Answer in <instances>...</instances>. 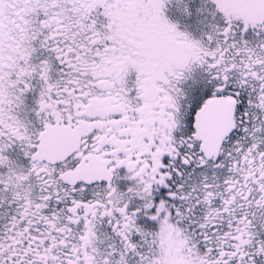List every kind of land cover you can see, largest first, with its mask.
Returning <instances> with one entry per match:
<instances>
[{
	"label": "flooded vegetation",
	"instance_id": "flooded-vegetation-1",
	"mask_svg": "<svg viewBox=\"0 0 264 264\" xmlns=\"http://www.w3.org/2000/svg\"><path fill=\"white\" fill-rule=\"evenodd\" d=\"M87 1L55 4L70 18L74 15L73 20L89 13L105 21V6L88 12ZM219 1L224 13L217 11L216 20L222 15L223 22L229 15L249 30L264 28V22L234 17L224 0ZM167 3L169 23H177L178 9L217 8L210 0ZM114 4L117 35L110 46L117 57L104 59L98 73L89 72L84 87L76 90L74 81L64 85L57 102L66 104L69 117L35 119L34 97L41 95L43 82L34 71L35 80L30 73L20 92L0 87V133L4 130L10 140L0 150V264H173L178 239L191 250L190 264L208 250L212 254L198 264H245L249 256L252 264H264V45L257 50L264 37L248 42L254 51L241 61L243 77L249 79L243 84L257 83L256 91L248 88L238 95L221 87L214 90L209 73L202 75L200 66L189 65L193 47L181 27L137 30L132 15L138 13L124 0ZM53 10L59 12L56 6ZM26 11L33 29L39 30L41 14ZM54 21L59 24L50 38L66 26ZM229 35L231 42L240 39L230 34L228 25L215 37ZM41 38L32 39L31 63L37 69L49 64L39 77L54 82L44 54L53 50L39 47ZM7 42H0V53L24 62L23 51ZM14 97L20 98L21 118L13 123L1 108L8 109ZM213 100L222 102L223 113L231 112L233 126L217 154L209 157L201 151L194 122ZM56 129L63 132L65 148L74 149H63L62 160L38 153L41 136ZM80 164H92L95 181L62 179ZM5 180L8 189L2 188Z\"/></svg>",
	"mask_w": 264,
	"mask_h": 264
},
{
	"label": "rangeland",
	"instance_id": "rangeland-1",
	"mask_svg": "<svg viewBox=\"0 0 264 264\" xmlns=\"http://www.w3.org/2000/svg\"><path fill=\"white\" fill-rule=\"evenodd\" d=\"M57 1L58 0H0V42L7 40L9 46L16 47L17 50L23 51V55L25 56V61L21 62L19 59H16L12 53L9 55L0 53V58H2L0 61H3V64L0 62V87L2 88L5 85H9L11 91L20 92L22 86H27V78L29 74L34 71L36 79L39 81L42 79L43 83H41V95H38L37 99L34 97L36 103H33L32 114L39 116L37 118L35 117V119L39 118L43 121L47 120L48 117L54 118V116L60 117L61 120L69 117L66 104L57 102L58 99L60 100L61 96H63L60 91L64 85L68 86L70 81H74L76 90L84 87L83 83L87 81L89 72L98 73L99 69L104 66L102 63L104 59H113L117 57L118 54V52L113 51L110 46L111 42L115 39V35H117L115 29H117L118 22L113 19L116 16L115 11H113L115 0H79L80 2L87 1L85 9L89 10L88 12L93 11L95 6H105V11L103 13L106 19L105 21L99 20L96 15H89V13H81L80 16H77V18L73 20L74 15H71L70 18L64 11V7L55 4ZM124 1L128 3V6H130L133 11L138 13V16L132 15L133 18L138 20L135 25L137 30H142L144 32H150L152 29L156 31H168L169 29L176 30L175 26L178 25V31H180L179 27H181L187 41L193 47L189 65L195 67L200 66L199 73L202 75H204L205 72L209 73L208 78L209 81L212 82L213 88H215L214 90L221 87L228 91H233L238 95H241V93L248 88H252V91H256L255 89H257L258 86L257 83H250L248 87L243 84L245 81L247 83L249 79L243 77L245 71H243L241 67L243 65L242 62L245 60L244 57L252 54L254 51L253 47H248V42L252 41L251 39L255 38L254 36H257L258 41H262L263 39L260 35L264 37V28L249 30L248 26L240 24L229 17V15H224L223 22L221 19L222 15H220V19L216 20V16H218L217 11L222 14L224 13L219 0H210L216 4L217 8L212 6L209 8L207 6L204 9L182 10L181 13L178 12L181 9H178L177 23H169V16H166L165 13L166 3L175 0ZM179 1L188 3L189 0ZM55 6L58 8L59 12L53 10ZM197 7H199V5ZM26 9H29L30 14L34 17H38L39 13L41 14L36 20L40 25L39 30L33 29L31 21L26 17ZM16 10H20L21 13L18 15ZM85 12L87 13V11ZM48 19H51V21ZM54 20H58V22L64 21L66 26L65 28L59 29L58 33L56 32V37L50 38L51 34L55 33L53 30L55 24H59L55 23ZM17 23L18 25L16 27ZM225 25L230 27V34L231 32L235 33L236 35L234 36H239L240 39L231 42V35L223 38L218 36L215 37V35L222 33ZM71 27L74 29L77 28V30L73 31L74 29ZM210 29L212 30L210 31ZM73 33L76 34L73 35ZM40 34L42 38L39 41V47L48 46L47 48L53 50V53L51 51L44 54L51 62L50 80H54V82H49L44 77H39L40 74L43 75V73L46 74L48 72L46 69H49V64L43 63V65L39 66L38 70L32 66L35 64L31 63V50L33 49L32 39ZM100 34H103V36ZM22 35H26V37L22 38ZM106 41L108 44H106ZM139 41L140 40H134L133 43L139 44ZM261 45L264 44L259 42L257 50H259ZM79 46L82 48L78 50ZM47 48H43L42 51ZM246 48L249 49V53H245L243 50ZM261 49L264 51V48ZM142 52L143 51H138L137 53ZM44 58L43 55V60L41 62H44ZM7 68L9 69L6 70ZM227 69L232 70V72H227ZM252 72H254V70ZM12 74L15 76H12ZM34 74L32 73V81L35 80ZM222 77H227L228 80L222 81ZM23 90L25 89H22V91ZM19 99L16 97L11 98L8 100L9 108H1L4 118L11 119L13 123L15 120L21 118L17 113L21 107V103H18ZM252 104L254 105L255 103L252 102ZM39 105H42L43 108H39ZM14 138L16 137L14 136ZM9 141L7 133L2 130L0 133V150L4 149L2 146H9ZM201 175L202 174L199 173V176ZM9 187L8 182L5 180V185H3L2 188L8 189ZM8 199L11 203L12 200L10 197ZM3 210L4 209L1 207L0 232L3 227V221L1 220ZM8 215L9 213H7V216ZM3 244L4 242H2L1 239L0 248L3 247ZM209 252L211 253L212 251H205L202 256H199L200 254L194 256L195 263L198 264L204 261L205 256ZM189 253H191V250L187 249L186 241L178 239V244L174 245V250L172 251L171 261L173 264H190L191 261L187 260ZM247 258H249V260H245L244 263L252 264V260H250L251 257L249 256Z\"/></svg>",
	"mask_w": 264,
	"mask_h": 264
},
{
	"label": "water",
	"instance_id": "water-1",
	"mask_svg": "<svg viewBox=\"0 0 264 264\" xmlns=\"http://www.w3.org/2000/svg\"><path fill=\"white\" fill-rule=\"evenodd\" d=\"M224 5L229 13L243 21L252 24L264 22V0H224ZM222 105L220 100L208 101L195 116L196 139L201 141V151L209 157L217 154L220 142L233 126L231 112L223 113ZM62 134L60 129L45 132L41 136L38 153L45 156L54 155L58 157V160H62L59 156L63 149H69V152L74 150L73 146L65 148L66 145L60 140ZM75 146H77L76 142ZM62 179L93 182L96 180V174L92 164H80L74 171L65 174Z\"/></svg>",
	"mask_w": 264,
	"mask_h": 264
}]
</instances>
